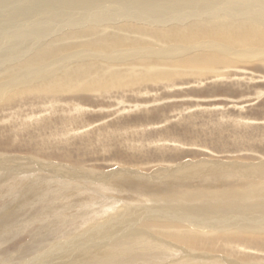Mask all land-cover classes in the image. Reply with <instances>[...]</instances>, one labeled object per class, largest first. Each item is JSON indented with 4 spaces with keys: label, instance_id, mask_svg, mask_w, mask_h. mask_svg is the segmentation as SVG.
<instances>
[{
    "label": "rangeland",
    "instance_id": "1",
    "mask_svg": "<svg viewBox=\"0 0 264 264\" xmlns=\"http://www.w3.org/2000/svg\"><path fill=\"white\" fill-rule=\"evenodd\" d=\"M160 1L131 5L132 15L160 12L176 30L221 18L206 0ZM211 8L197 20L166 21ZM38 20L46 24L36 32L56 22ZM226 21L194 38L159 40L164 28L155 26L122 34V43L101 30L75 38L89 21L55 33L52 56L34 66L25 61L38 50L31 35L15 37L24 41L7 53L0 86L33 77L0 97V264H117L133 255V264H264V208H247L262 201L256 193L201 208L215 184L224 194L248 190L235 175L218 181L215 169L264 163V24ZM194 192L204 195L192 200Z\"/></svg>",
    "mask_w": 264,
    "mask_h": 264
},
{
    "label": "bare ground",
    "instance_id": "2",
    "mask_svg": "<svg viewBox=\"0 0 264 264\" xmlns=\"http://www.w3.org/2000/svg\"><path fill=\"white\" fill-rule=\"evenodd\" d=\"M165 1V0H164ZM176 1V0H175ZM174 1V2H175ZM262 0H206L205 2L208 3H215L216 6L214 8H218V10H221L220 14H221V18L218 17L219 14L218 12H215L214 15H212V19H210V21L208 20H202L199 21V23L197 22H193L190 24H188L187 26H185L184 24V28H181V30H176L173 28H166L165 26L167 25V23L165 22V16H162L160 14V12H133L136 13L134 15H132L131 12V5L133 6L134 4L136 5H141L142 7L145 6L146 3H156V0H4L2 2V5L0 6V12L3 15L5 22L0 24V35L2 37V41H1V46H0V76L2 74H8L7 72L4 73L5 69L7 68L6 66L9 65V62H12L13 60H11L9 58V55H7V53H10L15 45V42L17 43V45H20L22 43L23 40H17L15 39V37L19 36L21 33V31H24V35L21 36L20 38H23L24 36H28L31 35L32 41H33V45L34 48L38 49L36 50V54L32 57V58H27L25 59V61L27 62L28 66H34L37 65L36 63H42V61H44L46 58H48L52 52H54V47L56 49V45L51 44L53 41H50L51 37L55 34L58 33L60 30L65 29L66 28H74V27H80L83 28V26L86 24V22H89L92 24L91 26H88L86 29V32L84 31V33L81 32H76L75 30H73V34H75V38H77L76 36H86L87 31L90 30H98V31H104L107 33H111V34H116V37L118 38V36L120 37V41L121 42L123 39H121L122 34H129L132 33L138 29L142 30V29H148L149 26H151L152 28L155 27H162L164 29H159V32H155L159 33L156 36H158L159 40H162L163 38H167V36H169L170 34L172 35H176V36H184V37H197L198 33L199 34H207V31L210 30V22L214 23V22H224V21H229V19H235L236 15L238 17L243 16L245 18V20H252L253 22H255L256 24L258 23H262L264 24V4L261 3ZM173 0H171L168 3H172ZM197 2V1H196ZM263 2V1H262ZM1 3V1H0ZM157 3H164L160 0H157ZM166 4V5H167ZM183 4V3H182ZM181 4V5H182ZM185 4V3H184ZM164 5V4H163ZM192 5V3H191ZM223 5V6H222ZM169 6V5H168ZM187 6V5H186ZM195 6V5H194ZM171 7V6H170ZM176 7V6H174ZM184 7V6H183ZM182 7V9H183ZM173 8V7H172ZM197 8V7H196ZM201 8V7H200ZM211 8L210 10H207L206 12H200L201 10H197L195 12L189 11L188 13L185 15H182L181 17L177 15L178 12L176 13H171V17H167L166 16V21L169 22L168 20H175V23H180L179 20L182 21H189L190 19H199L203 17V14L201 13H206L210 14V12L214 9ZM43 9H45V11H43ZM193 9V8H192ZM215 9V10H216ZM147 10V9H146ZM177 10V9H176ZM214 10V11H215ZM174 11V10H173ZM187 11V10H186ZM241 11L244 12L245 16L242 15ZM175 12V11H174ZM190 12V13H189ZM200 12V13H199ZM150 13V14H149ZM152 13V14H151ZM140 14V15H139ZM170 14V13H169ZM184 14V13H183ZM1 15V16H2ZM40 16L39 18L42 17H46L47 19H52L55 20L56 22H53L54 25H51L52 27L49 29H46L42 32H36L33 31V28H39L40 24H46L45 21L43 20H38L39 18H37V20H34L36 17ZM169 16V15H168ZM251 16V17H248ZM57 17H62L63 19L59 18L57 19ZM217 19H216V18ZM230 17V18H229ZM55 18V19H54ZM176 18H181L179 20H176ZM215 18V19H214ZM219 18V19H218ZM229 18V19H228ZM196 19V20H197ZM59 20V21H58ZM40 21V22H39ZM226 21V22H227ZM235 20H233L232 22H234ZM49 22V21H48ZM230 22V21H229ZM239 22V21H238ZM59 26H57L56 25ZM133 25H132V24ZM196 23V24H195ZM235 23V22H234ZM135 24V25H134ZM144 24H146L144 26ZM215 24V23H214ZM230 24V23H229ZM96 26H99L98 28H94ZM173 25V24H172ZM171 25V26H172ZM240 27H244L245 32L251 31L252 29L248 28V25L245 24V22L241 23V21L238 24ZM66 26V27H65ZM22 27V28H21ZM173 27V26H172ZM178 27V26H177ZM232 27V26H231ZM151 28V29H152ZM176 28V27H175ZM260 28V26H259ZM10 29L12 30L13 34H10L9 31ZM243 29V28H242ZM84 30V29H83ZM154 30V29H153ZM237 30V29H236ZM82 31V30H81ZM97 31V32H98ZM108 31V32H107ZM143 31V30H142ZM247 31V32H248ZM258 31V30H257ZM31 32V34H30ZM45 32V33H43ZM93 32V31H91ZM96 32V31H95ZM94 32V33H95ZM139 32V30H138ZM255 32V31H254ZM67 32V33H63L65 34L64 36L68 35L71 36L70 34H72ZM81 33V34H80ZM109 33V34H110ZM150 33V30H149ZM148 33V35H149ZM152 33V32H151ZM85 34V35H84ZM90 33L88 32L87 35H89ZM92 34V33H91ZM135 34V33H134ZM154 34V32H153ZM152 34V35H153ZM59 35V34H58ZM108 35V34H107ZM74 36V35H73ZM91 36V35H90ZM95 36V35H94ZM145 36V35H144ZM54 37V36H53ZM68 37V36H67ZM87 37V36H86ZM97 37V36H96ZM113 37V36H112ZM113 37V38H116ZM151 37V36H150ZM60 37H58L57 39H59ZM84 38V37H83ZM104 38V37H103ZM140 38V37H139ZM161 38V39H160ZM19 39V38H18ZM61 39V38H60ZM90 39V38H89ZM97 39V38H96ZM118 39V40H119ZM44 40V41H43ZM47 40H49L47 42ZM69 40V39H68ZM84 40V39H83ZM93 40V39H92ZM107 40V39H106ZM143 40V39H142ZM60 41V40H57ZM114 41V40H113ZM132 41V40H131ZM61 42V41H60ZM75 42V41H74ZM63 43V42H62ZM65 43V42H64ZM72 43V42H71ZM95 43V42H94ZM122 43V42H121ZM55 44V43H54ZM80 44V43H79ZM83 44V43H82ZM85 44V43H84ZM5 45V48L1 49V47ZM104 46V44H102ZM113 45V44H112ZM119 45V43H118ZM121 45V44H120ZM136 45V44H135ZM63 46V45H62ZM90 47V46H89ZM107 47V45H106ZM118 48V47H117ZM67 51V49H66ZM86 51V50H85ZM78 52V51H77ZM62 53V52H60ZM81 53V52H80ZM86 53V52H85ZM168 53V52H167ZM177 51L176 50H172L169 51V55H177ZM63 54V53H62ZM247 54L249 56H251L250 52L247 51ZM64 55V54H63ZM52 56V55H51ZM76 56V55H75ZM20 57V56H19ZM55 56H53L54 59ZM81 57V56H80ZM125 57V56H124ZM122 57V58H124ZM17 57H14V61L15 60H19L17 59ZM4 59V60H3ZM62 59V57H61ZM57 60V59H56ZM68 60V59H67ZM80 60V58H79ZM76 61V60H75ZM64 60L61 62L59 66H61V63H63ZM66 62V60H65ZM18 63V62H17ZM31 63V64H30ZM44 63V62H43ZM50 63V62H49ZM52 63V61H51ZM57 63V62H56ZM30 64V65H29ZM11 65V64H10ZM26 65V66H27ZM45 65V64H44ZM47 65V64H46ZM82 65V64H81ZM88 64H85L84 66H87ZM13 66V65H12ZM84 66H77V67H71V70H75V68H79L80 67H84ZM51 68V66H49ZM2 68V69H1ZM26 68V67H25ZM41 68V67H40ZM17 69V68H16ZM10 71V69H9ZM32 71V70H31ZM50 71V70H48ZM47 71V72H48ZM69 72L66 74V76L68 75V80L70 78L69 73L70 70H68ZM15 72V70H14ZM23 72V71H22ZM54 72V71H53ZM56 72V71H55ZM76 75L79 74V70L78 71H73ZM42 74V73H41ZM50 74V73H49ZM16 75H20V76H14V79H12L13 82L10 83H6L7 86L5 85L4 87H2V85L0 86V97H2L1 95L3 94V91L5 93V89L7 88H11L12 86V90L15 89V87H19V81H29L31 80L30 76L33 77V73H31L30 76H26L24 74H16ZM24 75V76H22ZM73 75V74H72ZM52 76V75H51ZM8 77V76H7ZM12 77V76H11ZM73 77V76H72ZM1 78V77H0ZM41 78V77H40ZM45 78V77H44ZM51 78V77H50ZM10 80V79H9ZM33 80V79H32ZM44 80V79H43ZM25 82V83H26ZM44 82V81H43ZM49 83V82H48ZM32 84V83H31ZM41 85V84H40ZM6 95V94H5ZM4 95V96H5ZM11 101V100H10ZM230 165V164H229ZM43 166V165H42ZM204 166V165H203ZM227 166V164H226ZM239 166V165H238ZM235 167V166H227L223 168V166L221 167V170L219 169H215V174L218 175V177L216 176V179L219 181L221 180L220 178H222V180H225V178L222 177V172L224 173V175L227 177H230V175H235L238 177V179H234L236 180L235 182L237 183V185L240 182H246V184L249 185L248 190H244L241 189L240 191H235L234 194L231 193L230 194H224L222 192L223 190V186H220L221 184H215V186H217L219 189H214L213 191H209L207 192L206 195H202L199 192H194V193H190L187 196H191L190 198L192 200H196V196H203V199H208V198H213V201H211V203L208 205V202L203 203L204 205L201 207L202 210H204V212H207L206 208L208 206V208L216 205L218 210H221L223 203H220L219 200H230V199H236V198H240L239 196L242 197V195L244 194V196L247 197V194L250 193V195H252L253 193H256L254 195L258 196V199L262 200L260 202V200H258L260 203L258 205L256 204H251L248 205L247 208H251V207H255L256 209H260V208H264V163L261 164V167L259 168H243V167ZM252 166V165H251ZM182 169V168H181ZM177 170V169H176ZM191 173H194V171H189ZM1 175V174H0ZM207 175V174H205ZM3 176V175H2ZM234 177V176H233ZM241 177H244L245 180H241ZM104 178V177H103ZM116 178V177H115ZM120 177H117V180L119 181ZM232 178V177H231ZM126 179V178H125ZM123 179V180H125ZM214 179V178H213ZM215 179V181H217ZM228 179V178H227ZM260 179L261 182L263 183H256L258 182ZM122 181V179H120ZM230 180V179H229ZM239 180V182H238ZM79 181V180H78ZM231 181V180H230ZM64 182V181H63ZM120 182V181H119ZM226 182V181H225ZM234 182V184H235ZM65 183V182H64ZM116 183V182H115ZM128 183V182H127ZM131 183V182H130ZM232 184V183H231ZM245 184V186H246ZM257 184V186H255ZM11 185V184H10ZM62 185V184H61ZM119 185V183H118ZM241 185V184H239ZM247 185V186H248ZM259 185V187H258ZM3 186V185H1ZM90 186V185H89ZM86 187V186H85ZM243 188V187H242ZM250 188H255V190H252ZM61 189V188H60ZM222 189V190H221ZM238 189V188H237ZM91 190V189H90ZM216 190H220L219 192H216ZM39 191V190H38ZM224 191V190H223ZM233 191V190H232ZM57 192V191H56ZM61 192V191H59ZM58 192V193H59ZM97 192V191H96ZM68 193V192H67ZM95 193V192H94ZM55 194V193H54ZM69 194V193H68ZM80 194V193H77ZM59 195H61V193H59ZM92 195V194H91ZM98 195V194H97ZM186 195V194H185ZM19 196V195H18ZM69 196V195H68ZM212 196V197H210ZM235 196V197H233ZM45 198V197H44ZM65 198V197H64ZM63 198V199H64ZM59 199V198H58ZM57 199V200H58ZM85 199V198H84ZM190 199V200H191ZM247 199V198H246ZM40 200V199H39ZM56 200V201H57ZM245 200L240 199V201ZM13 201V200H12ZM16 201V200H15ZM42 201V199H41ZM59 201V200H58ZM230 201H234V200H230ZM44 202V201H43ZM62 202V201H61ZM72 202V201H71ZM71 202H69L68 204H70ZM74 202V201H73ZM187 202V201H186ZM228 202V201H227ZM248 202V201H247ZM65 203V202H63ZM237 202H235L236 204ZM249 203V202H248ZM247 203V204H248ZM253 203V201H252ZM35 205H37L36 203H34ZM188 204V203H187ZM22 205V204H21ZM39 205V204H38ZM63 205V204H62ZM41 206V204H40ZM56 206V205H55ZM65 206V204H64ZM63 206V207H64ZM82 205H80L81 207ZM87 206V205H86ZM200 206V205H199ZM57 207V206H56ZM13 208V207H12ZM10 208V209H12ZM184 208V207H183ZM199 208V207H198ZM225 208V206L223 207ZM234 208H242L239 206H234ZM55 209V208H54ZM62 209V208H61ZM60 207L59 210L61 211ZM196 209V208H195ZM195 209H192V211H195ZM228 209V208H225ZM16 210V209H15ZM58 210V209H56ZM55 210V211H56ZM65 210V208H64ZM91 210V209H89ZM87 210V211H89ZM17 211V210H16ZM191 211V209H190ZM13 212V209H12ZM10 213V212H9ZM81 213V212H80ZM79 213V214H80ZM7 214V213H6ZM16 214V213H15ZM84 214V213H83ZM82 214V215H83ZM18 215V213H17ZM179 214H177L178 216ZM6 216V215H5ZM17 217V216H16ZM65 217V216H64ZM13 218V217H11ZM15 218V217H14ZM61 218V217H60ZM7 220V219H6ZM9 220V219H8ZM14 222V221H13ZM54 222V221H53ZM6 223V222H5ZM11 223V222H10ZM9 223V224H10ZM205 223H210L208 221H205ZM3 224V223H2ZM213 224V223H211ZM6 225V224H5ZM26 225V224H25ZM4 226V224H3ZM11 226V225H10ZM9 226V227H10ZM31 226V225H30ZM17 228V227H16ZM19 228V227H18ZM6 230V229H5ZM9 230V229H8ZM7 230V231H8ZM10 230L13 231L12 228H10ZM19 230V229H18ZM6 231V232H7ZM9 232V231H8ZM23 232V231H22ZM12 233V232H11ZM5 234V233H4ZM11 237V236H10ZM103 239V238H102ZM95 243V242H94ZM157 247H161L164 248V245H160L158 243L154 244ZM93 246V245H92ZM22 251V250H21ZM93 251V250H92ZM158 258V256H154L153 260H156ZM137 257L135 255L133 256H129L127 258V256H125L122 260L120 258H118L117 260H115V262L117 264H133L136 261ZM58 263V262H57ZM139 264H144L143 261L141 260Z\"/></svg>",
    "mask_w": 264,
    "mask_h": 264
}]
</instances>
